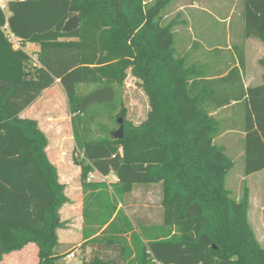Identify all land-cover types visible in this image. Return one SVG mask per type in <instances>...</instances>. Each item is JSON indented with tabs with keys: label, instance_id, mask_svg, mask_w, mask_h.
Here are the masks:
<instances>
[{
	"label": "trees",
	"instance_id": "1",
	"mask_svg": "<svg viewBox=\"0 0 264 264\" xmlns=\"http://www.w3.org/2000/svg\"><path fill=\"white\" fill-rule=\"evenodd\" d=\"M172 0H6L0 7V260L38 247L37 264H61L58 230L66 228L61 209L69 202L66 186L50 161L49 140L36 120L21 113L57 81L68 99L74 164L81 168L84 193L98 190L100 230L112 231L122 213L104 203L108 185L89 175H114L117 197L137 185L163 187V239L140 244L136 264H264V248L249 223V192L240 200L226 187L233 159L215 143L221 125L205 108L200 68L177 56L176 20L164 24ZM244 38L264 45V0H244ZM79 17V27L64 32ZM12 34L19 47L11 40ZM27 44L39 50L29 53ZM209 81V100L216 108L230 104L214 94L239 75ZM259 64L263 70L264 56ZM131 75L148 98L146 119L134 125L122 107L124 138L112 139L106 124L93 138L92 120L112 114L117 91ZM240 79V78H239ZM241 82V81H240ZM94 86L82 95L80 86ZM235 100L246 107L243 123L244 174L264 170V83L245 89ZM87 199L84 216L87 218ZM127 232H133L129 223ZM174 232V233H173ZM173 233V234H172ZM85 239L91 238L85 233ZM95 239L90 243L92 244ZM83 264H104L98 258Z\"/></svg>",
	"mask_w": 264,
	"mask_h": 264
},
{
	"label": "crops",
	"instance_id": "2",
	"mask_svg": "<svg viewBox=\"0 0 264 264\" xmlns=\"http://www.w3.org/2000/svg\"><path fill=\"white\" fill-rule=\"evenodd\" d=\"M242 1L244 0L171 1L174 10L173 19L176 20L174 32L181 43L179 57L184 58L189 66L200 68L199 72L206 81L205 108L217 119L222 129L221 134L215 139V143L223 146L233 161L234 152L241 159L245 158L244 139L246 135L243 132L246 116L245 104L233 97L241 93V83L245 89L264 83L263 70L259 64L260 59L264 56V45L258 39L244 38L242 9L239 17L240 19L243 18V21L239 20L238 24L232 25L231 17L234 15L237 5H240ZM212 22L214 24H227L225 41L220 39ZM232 30L233 36L236 37L234 40L230 34ZM31 45L34 46L33 52L39 50L38 46L27 44V46ZM241 55L244 58V68L240 71V77L233 75L230 81L221 85L214 93L215 95L219 93L224 99L227 96L231 97L230 104L223 108H216L217 103L209 100V81L225 78L233 69H239ZM55 87H59V90L65 93L62 85L57 81L53 87L45 90L38 100L20 115L25 119L36 120L47 136L48 132L41 127L42 123H56L59 119L54 118L53 113L39 117L38 105L47 99V94ZM65 121L71 123L69 114L66 115ZM69 136L72 147H74L72 124ZM48 151L49 146L47 148L48 157L53 164L57 163L58 158L53 161ZM71 164V170L64 172V174L60 169L61 164L58 163L56 166L60 181L66 186L65 193L69 199V202L63 206L60 212L62 220L67 223L66 228L57 232L60 242L59 253L67 254L61 264H83L85 261L94 258L100 259L104 264H136L140 244L163 239L166 235V231L161 228L163 224L162 185H137L132 193L119 198L111 186L117 182L114 175L103 177L97 171L91 173L93 176L91 182L105 181L109 186L106 190L108 196L104 198V203L117 205L111 222L119 212L122 213V217L115 228L105 234L104 231L109 224L98 230L102 214H105L106 211L102 212L98 205L97 194L99 191L88 190L87 193H84L81 184V168L74 165L73 162ZM263 172L264 170L249 176H245L243 172L237 176V180L242 184L244 183L249 192L248 219L257 239H259L260 230L264 233V199L257 192V189L248 182V178ZM72 174H74L73 177H71ZM231 194L233 195L232 191ZM232 197L236 200L241 199L239 196ZM85 198L88 208L86 221L84 216ZM256 218L261 219V228L254 223ZM129 223L133 227V232H127ZM85 233L88 236H93L85 239ZM94 239L96 241L91 244L90 242ZM38 262V247L35 244H29L23 250L5 255L0 260V264H37Z\"/></svg>",
	"mask_w": 264,
	"mask_h": 264
},
{
	"label": "rangeland",
	"instance_id": "3",
	"mask_svg": "<svg viewBox=\"0 0 264 264\" xmlns=\"http://www.w3.org/2000/svg\"><path fill=\"white\" fill-rule=\"evenodd\" d=\"M242 2L240 3V5H237V7L235 8V13L231 17L233 20V26L238 24L239 20L243 21L244 3ZM0 5L7 6L6 0H0ZM241 9L243 18L240 19L239 15L241 14ZM4 11L7 16L10 15L7 7ZM173 13V3H170L163 12V16L165 17L164 24L169 23V21L174 18ZM212 24L214 28L217 29L220 39L225 41L227 24H214V22H212ZM230 34L233 36V30L230 32ZM174 37L175 47L177 49V56H179L181 50V43L178 39V36L175 35V32ZM235 38L236 37L233 36L232 39L234 40ZM13 42L15 43L16 47H19V43L17 42V40L13 39ZM33 47L34 46L32 45H26L25 50L29 53H33ZM249 67H251V65H249ZM93 88L94 86L81 85L80 92L82 95H84L93 90ZM66 98L67 95L61 92L59 90V87H55L52 91L47 94V99L38 105L39 117H41L42 115L53 113V117L59 119L58 121H56V123H42L43 125H41V127L43 129L45 128L48 132V152L50 154V157L53 159V161H55L54 159L58 158L57 163H55L54 165L57 166V164L60 163V169L63 174L64 172H68L69 170H71V162L74 163L73 157L76 148V146L72 147V144L70 142L69 134L71 132V123H66L65 121L66 115H70L68 100ZM117 104V108L115 111L112 112V114L103 111L94 116L91 122L93 138H98L101 136L102 132L100 124H106L110 130H113V132L119 129L120 125L118 124V119L122 116L117 117V114L119 113L122 107L126 109V119L131 121L134 125H138L142 121H144L149 111L147 96L143 92L142 88L138 85V80H136L131 75L127 77L124 85L120 87L117 91ZM233 157L235 166L229 173L226 187L232 191V196H239L242 198L246 186L244 183L242 184L237 180V176L241 175L244 172V159L238 157L236 152H234ZM73 175L74 174H72L71 177H73ZM248 182L252 184L253 188L257 189V192L264 199V172L249 177ZM254 223L257 224V226H259L260 228L262 227L261 219L256 218L254 220ZM258 238L261 246L264 248V233L261 230L259 231Z\"/></svg>",
	"mask_w": 264,
	"mask_h": 264
},
{
	"label": "water",
	"instance_id": "4",
	"mask_svg": "<svg viewBox=\"0 0 264 264\" xmlns=\"http://www.w3.org/2000/svg\"><path fill=\"white\" fill-rule=\"evenodd\" d=\"M80 21L79 17L76 15L71 18L64 27V32H72L79 27ZM124 118L120 117L118 119L119 129L111 134L112 139L122 140L124 138Z\"/></svg>",
	"mask_w": 264,
	"mask_h": 264
},
{
	"label": "built area",
	"instance_id": "5",
	"mask_svg": "<svg viewBox=\"0 0 264 264\" xmlns=\"http://www.w3.org/2000/svg\"><path fill=\"white\" fill-rule=\"evenodd\" d=\"M0 7H1L3 10H5V8H6L7 6H5V5H0ZM10 38H11L12 41H13V39L16 40V38H15L12 34H10ZM16 48H18V47H16ZM92 178H93V176H92V174H90L88 180L90 181ZM69 257H70V256H69Z\"/></svg>",
	"mask_w": 264,
	"mask_h": 264
}]
</instances>
